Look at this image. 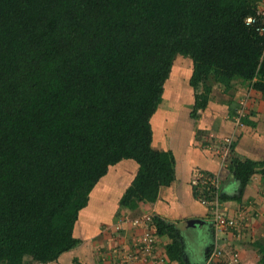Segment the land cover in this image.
<instances>
[{
  "label": "trees",
  "instance_id": "16d2710c",
  "mask_svg": "<svg viewBox=\"0 0 264 264\" xmlns=\"http://www.w3.org/2000/svg\"><path fill=\"white\" fill-rule=\"evenodd\" d=\"M258 1L0 0V264H47L75 248L79 212L123 160L137 172L119 208L153 203L173 181L150 120L176 55L192 61L190 86L203 85L192 116L210 77L248 81L264 101V33L245 23ZM229 160L241 190L255 173L264 180V162ZM149 228L187 264L174 224ZM256 246L264 264V238Z\"/></svg>",
  "mask_w": 264,
  "mask_h": 264
},
{
  "label": "crops",
  "instance_id": "0c3cea01",
  "mask_svg": "<svg viewBox=\"0 0 264 264\" xmlns=\"http://www.w3.org/2000/svg\"><path fill=\"white\" fill-rule=\"evenodd\" d=\"M257 8L264 11V0L258 1ZM192 68L189 57L175 56L164 84L162 101L150 120L152 148L172 153L173 181L159 188L155 202H138L134 209H123L119 208V200L135 177L137 164L123 160L109 167L107 174L92 189L87 206L78 214L73 236L79 244L47 264H119L118 246L129 245L135 234L141 232L133 228L132 221L143 216L159 218L178 228L185 263L207 264L215 236L210 227L209 212L198 202L191 187L195 170L219 176L221 193L225 197L223 209L228 217L239 222L241 228L240 236H235V230L220 234V248L226 252L236 248L242 264H259L256 244L264 238V180L255 173L241 190L230 172V160L223 164L205 144L207 141L217 144L224 137L233 136L232 158L264 162V101L261 94L253 90L249 82L244 85L246 81L241 78L233 79L227 88L213 81L208 84L210 92L206 106L192 116L195 94L203 90L202 84L197 90L190 86ZM243 98L247 99L249 112L242 118L244 127L240 130L235 126L233 116L242 109L240 100ZM124 218L126 222H123ZM120 224L119 232H114L113 227ZM241 225L250 226L251 233L244 237ZM154 235L158 252L169 264H177L165 252L169 238ZM23 264L39 263L25 257Z\"/></svg>",
  "mask_w": 264,
  "mask_h": 264
},
{
  "label": "built area",
  "instance_id": "2783aa9c",
  "mask_svg": "<svg viewBox=\"0 0 264 264\" xmlns=\"http://www.w3.org/2000/svg\"><path fill=\"white\" fill-rule=\"evenodd\" d=\"M245 23L250 26H257L256 30L261 34L264 33V11L258 9L256 16L246 18ZM243 109L233 116L237 127L242 125L241 119L246 115L243 114ZM234 142L233 136H226L217 144L207 141L205 146L224 164L231 157ZM191 187L198 202L206 207L209 212L210 227L215 236V242L208 254L206 263L223 261L222 264H236V253L234 251H223L218 245L217 237L220 234H229L231 230H235L238 233L241 230L235 219L228 217L223 209L220 179L213 173L195 170L191 178ZM150 221V216H144L132 221V225L142 227L141 234L132 240L129 244L130 246L128 245L130 248H126L127 246L124 244L118 246L117 253H121L119 264H147L149 261L151 263L169 264L166 257L157 250L158 242L153 229L149 228ZM123 222H126L125 218ZM121 224L117 225L115 229H119ZM224 257H227L226 260H224Z\"/></svg>",
  "mask_w": 264,
  "mask_h": 264
},
{
  "label": "rangeland",
  "instance_id": "374dc122",
  "mask_svg": "<svg viewBox=\"0 0 264 264\" xmlns=\"http://www.w3.org/2000/svg\"><path fill=\"white\" fill-rule=\"evenodd\" d=\"M259 9V8H258ZM260 10V9H259ZM206 83L207 84H213L214 82H213V79H212V77H210L209 79H207L206 80ZM247 83H248V81H246V83L244 84V85H246L247 86ZM202 92V91H201ZM200 92V93H201ZM246 98H243V99H241L240 100V102H241V104H244V105H242V107L244 108H242L243 109V114H247L249 111H248V107H246ZM241 106V105H240ZM243 119H244V117H242ZM241 122H242V119H241ZM243 127H244V124H243V122H242V125L240 126V127H238L240 130L241 129H243ZM214 174V173H213ZM216 175V174H215ZM218 178H219V176L218 175H216ZM220 179V178H219ZM221 181V180H220ZM144 217V216H143ZM126 218V217H125ZM137 219H139V218H137ZM145 220V219H144ZM236 221V220H235ZM237 223H239L238 221H236ZM133 226V228H135V229H140L141 230V228L142 227H139V226H136V225H132ZM241 227H242V230H243V232L245 233L243 236L245 237L246 235H248L249 233H251V231H250V229H251V227L250 226H248V225H241ZM113 231L115 232H119V229H115L114 227H113ZM139 234H141V232L139 233ZM139 234H135L136 236H134L132 239H131V242H132V240L135 238V237H137V236H139ZM240 234H241V230L238 232V233H236L235 234V236H240ZM243 237V238H244ZM218 238V237H217ZM247 238V237H246ZM246 238H244V239H246ZM248 240V239H247ZM219 245V244H218ZM127 247L126 248H128L129 246L128 245H126ZM130 248V247H129ZM257 249H258V247H257ZM229 252H235L236 253V256H237V263L236 264H242V262H241V256H240V252L235 248H231V250H228ZM257 253H259V254H256L257 255V258L259 259V261H260V259H261V254H260V252H259V249H258V252ZM258 255H259V257H258ZM226 258L227 257H224V260H226ZM223 261H221V263H222Z\"/></svg>",
  "mask_w": 264,
  "mask_h": 264
}]
</instances>
